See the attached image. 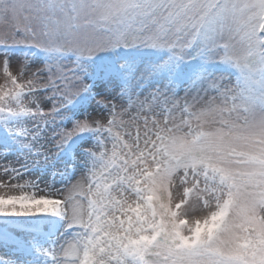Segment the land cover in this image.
Segmentation results:
<instances>
[{
    "label": "snow or ice",
    "instance_id": "obj_1",
    "mask_svg": "<svg viewBox=\"0 0 264 264\" xmlns=\"http://www.w3.org/2000/svg\"><path fill=\"white\" fill-rule=\"evenodd\" d=\"M19 46L52 59L13 56ZM135 46L169 49L165 65L197 47L236 84L204 71L139 95L127 61L123 86L115 68L86 82L84 61ZM0 69V125L27 147L46 129L57 151L97 139L87 171L59 192L0 153V264H264V0H0ZM82 94L96 110L49 129ZM47 217L72 231L25 223Z\"/></svg>",
    "mask_w": 264,
    "mask_h": 264
},
{
    "label": "rangeland",
    "instance_id": "obj_2",
    "mask_svg": "<svg viewBox=\"0 0 264 264\" xmlns=\"http://www.w3.org/2000/svg\"><path fill=\"white\" fill-rule=\"evenodd\" d=\"M131 51V49H143L144 54L153 52L159 53V56L148 58L129 57L126 60L125 54L122 55L120 49ZM13 56H21L24 53H28L33 56L34 61L39 64L52 59L49 54L42 50L30 47H14L10 49ZM167 52V54H165ZM171 55L170 50L167 48L156 47H142L135 46L131 48L119 47L116 49H107L98 52L95 57L84 61L85 67L89 73L86 77V82H91L95 77L94 73L108 68L117 69L122 75V86L126 77L123 74L127 71L126 68H122L121 65L125 61L132 65L135 70V76L131 79V90L139 95H143L150 91L157 85H163V83L169 80L180 82L182 85L190 83L199 73L207 71L214 75H225L230 77L231 86L236 84L237 72L229 65L211 61L205 59L199 52L197 47L189 50V59H186L179 65L168 64L165 65V61H168ZM66 61L68 68L71 69L75 65L70 62L75 59L72 56H65L62 58ZM153 68H160V71L153 72ZM2 69H0V84H3ZM100 90L98 85L94 88V91ZM180 95L183 97V91H180ZM127 101V97L125 98ZM134 103L135 97L132 98ZM50 103V102H49ZM125 107H129L126 102ZM96 105L94 103L92 95L82 94L71 105L63 110L64 114H67L66 119L56 120V122L49 123V129L59 126L71 128L73 122L76 119H82L89 112H94ZM189 111H193V106H188ZM106 111V110H105ZM127 119V117H125ZM204 130H208L205 128ZM88 134V139L84 141H77L80 136ZM97 143L96 134L93 132H85L73 137L68 145L63 150L57 151L54 147V141L51 140L50 133L45 130V135L42 138L37 139L31 148L27 147L23 142L19 141L9 130L0 125V153H3L5 148L8 149L5 159L20 166L22 169H27L24 172V176L29 175L32 178H41L45 187H49L53 192H59L62 186H65L69 181L78 179L82 173H85L88 166L91 163L90 154L85 151ZM42 149V152H41ZM43 153L48 154V159H43ZM71 166V167H70ZM190 187V185H187ZM183 193V188H179V191H174L173 195L176 198L179 194ZM0 194H8L7 189H0ZM19 195V192L12 193ZM43 195L44 193H40ZM178 202V201H177ZM202 208V205H201ZM207 211L202 210L196 214L195 218L206 215ZM187 219H193L189 217ZM25 223H31L37 225L38 230L44 232L45 235L71 232L72 230L67 227V221L61 217H47L43 220H26ZM3 224V219L0 218V226ZM5 252L2 242H0V256ZM4 258H9L5 256ZM71 259V258H69Z\"/></svg>",
    "mask_w": 264,
    "mask_h": 264
}]
</instances>
